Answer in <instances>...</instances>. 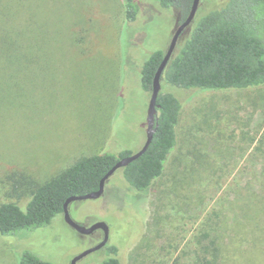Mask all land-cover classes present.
<instances>
[{
    "label": "rangeland",
    "instance_id": "1",
    "mask_svg": "<svg viewBox=\"0 0 264 264\" xmlns=\"http://www.w3.org/2000/svg\"><path fill=\"white\" fill-rule=\"evenodd\" d=\"M134 3L135 18L127 22L125 0L20 1L14 24L26 27L34 11L33 33L42 31L47 51L54 40L60 49L28 61L0 55V204L25 210L30 194L22 175L42 184L83 157L142 147L150 95L139 72L153 51H166L177 23L154 0ZM212 7L203 0L197 12ZM188 35L189 27L174 53ZM161 90L181 103L176 147L147 192L130 189L118 170L100 198L69 205L75 223L108 228L107 244L77 264L102 263L114 256L111 246L120 264H194V239L207 219L231 234L237 201L264 203V157L256 148L264 141V86ZM101 239L100 230L80 235L58 215L48 225L0 235V264H18L24 252L70 264ZM256 248L252 261L245 245L234 250V263L264 264V247Z\"/></svg>",
    "mask_w": 264,
    "mask_h": 264
},
{
    "label": "trees",
    "instance_id": "2",
    "mask_svg": "<svg viewBox=\"0 0 264 264\" xmlns=\"http://www.w3.org/2000/svg\"><path fill=\"white\" fill-rule=\"evenodd\" d=\"M1 1V56L8 61L14 58L28 61L49 56V53L57 54L60 48H54L56 40L51 42L49 52L45 49L47 44L42 31L36 28L37 34L33 33L34 11L29 15L31 23L28 20L26 27L16 26L14 21L19 14L21 0ZM154 1L161 10L173 14L177 26L186 19L193 2ZM210 3L214 7L209 8V11L201 14L196 12L191 22L194 27L190 28L191 24L189 25L188 37L178 48V52L173 53L162 73L161 88L168 86L183 90L230 91L263 87L264 0H210ZM125 4V20L133 21L136 13L134 0H125ZM37 27L41 28L39 22ZM164 54L165 51L162 50L153 51L143 62L139 72L141 89L149 95L155 72ZM157 105L156 128L151 143L138 159L120 169L129 188L138 192H147L152 183L162 175L177 143L176 127L181 112L179 99L173 93L161 90ZM256 148L264 157V141ZM129 155L131 153L122 152L115 156L103 151L83 157L42 184L22 175L21 178H24L22 180L29 189L30 199L25 210L14 203L0 204V235L8 236L21 230H32L50 224L56 216L62 215L66 199L97 191L101 179L115 163ZM245 203L237 201L240 216L233 218L231 234L226 235L220 228L210 227L207 219L194 239L197 240L194 250L197 261L194 264H235L232 255L242 245L248 248L247 259L256 260V247H264V203L258 198ZM240 229L244 233H239ZM229 249H232L231 253L228 252ZM108 252L114 256L100 264H120L116 257L117 248L111 246ZM18 264L51 263L24 252L19 256Z\"/></svg>",
    "mask_w": 264,
    "mask_h": 264
},
{
    "label": "water",
    "instance_id": "3",
    "mask_svg": "<svg viewBox=\"0 0 264 264\" xmlns=\"http://www.w3.org/2000/svg\"><path fill=\"white\" fill-rule=\"evenodd\" d=\"M199 1L200 0H193L188 16L175 29V31H174L171 39H170L169 45H168V47L165 51V54L163 56V59H162L161 63L159 64V66L155 72L153 82H152V89H151V93H150V97H149V101H148V105H147V110H146L145 141H144L142 147L136 153L119 159L115 163V165L112 167V169L101 179L97 191L91 192V193H88L85 195L71 196L68 199H66V201L63 204V212H62L63 220L75 232H77L80 235H84V236H88L97 230H101L103 232V238L98 244H96L95 246H92L91 248L85 250L84 252L80 253L79 255H76L71 260L70 264H77L79 262V260H81L83 257L87 256L88 254H90L92 252H95V251L103 248L108 242V228H107L106 224L103 222H97V223L91 225L90 227H83V226L75 223L74 221L71 220V218L69 216V211H68L69 205L73 202H80V201H86V200H96V199L100 198L104 192V187H105L106 181L116 171L123 169L128 164H130L134 160L138 159L148 148L149 144L151 143V140L153 138V134H154L155 128H156L155 122H156L157 108H158L157 97H158L159 92L161 91L160 79H161L162 73L165 70L168 62L170 61V59L174 53V50H175L179 36L181 35V33L186 28L189 27V25L193 21L195 14L197 12Z\"/></svg>",
    "mask_w": 264,
    "mask_h": 264
},
{
    "label": "flooded vegetation",
    "instance_id": "4",
    "mask_svg": "<svg viewBox=\"0 0 264 264\" xmlns=\"http://www.w3.org/2000/svg\"><path fill=\"white\" fill-rule=\"evenodd\" d=\"M95 232H96V231H95ZM95 232H93V233H95ZM93 233H92V234H93ZM100 233H101L102 238H103V232H102L101 230H100ZM92 234H90V235H92ZM101 240H102V239H101ZM101 240H100V241H101ZM100 241H99V242H100ZM99 242H98V243H99Z\"/></svg>",
    "mask_w": 264,
    "mask_h": 264
}]
</instances>
